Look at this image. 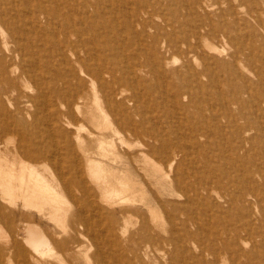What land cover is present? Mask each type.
<instances>
[{
	"label": "rangeland",
	"instance_id": "obj_1",
	"mask_svg": "<svg viewBox=\"0 0 264 264\" xmlns=\"http://www.w3.org/2000/svg\"><path fill=\"white\" fill-rule=\"evenodd\" d=\"M97 1L102 2L104 6L109 5V0ZM111 1V4L114 5L112 9L113 15L117 18L120 25V27L115 29L112 27L113 32L111 33L117 42L116 47H120V49H116L117 56L123 60H126V56H128V62H134L132 54L136 53L141 59L139 61H145L148 57L149 63L155 66L164 65L159 62L158 58H164V60L169 62L167 66L164 65L161 71L157 73L159 74L157 77L148 75L144 82L132 85L128 83L125 87L124 97L127 98L128 119L130 117L138 119L143 116L147 119L146 126L152 130H155V128L160 130V138L164 144L177 142L180 137L184 139L187 148L177 159L180 175L186 181H190L192 185H195L197 180L210 184L212 191L207 194L204 191L202 193L205 196L201 193L199 197L196 195L195 199L193 198L194 195H192L190 196L191 198L189 197L190 200H187L184 192L174 191L170 188L169 180L158 182L152 178L151 174L155 165L153 162L158 161L154 156L150 155L151 164H147L146 160L144 161V159L140 158L136 165L139 168L138 173L141 179L136 175L135 179L142 180L139 188L143 184L145 185L142 189L145 190L144 196H146L147 200L152 199V192H154L153 190L156 189L157 185L161 189L159 195L166 204L171 201H175L178 204L184 202L189 204V207L185 209L180 206L172 207L166 205L156 211L155 219L166 223L165 230L159 229L157 233L165 237L169 235L171 227L168 213L172 214V219L177 224V243L174 247L172 244L164 242L163 251L161 252L147 247L148 244L144 243L147 234L141 229V222L142 218H147L152 225L153 216L148 207L136 202L117 207L118 209L125 208V215L117 213L113 218H109L106 213H103L97 216V219L101 221V224L97 225V230L101 235L98 240L99 243H97L98 246L104 252L109 264H117L116 256L124 259L123 264H210L214 260L212 264L215 262H217L215 264H236L237 261V264H264V52H262L264 51V14H262L264 13V0L263 2L262 0H147L149 11L146 13L147 15L140 16L139 21L138 19L135 20L134 17L139 13L137 6L141 5L143 0ZM80 2L85 3L86 0H80ZM253 5L256 7L255 11ZM71 9L75 20L79 22V15L76 9L67 8L66 6V11ZM251 13L253 16H250ZM255 16L259 17L256 19ZM127 20L128 29H126ZM112 21L110 19L111 24L114 23ZM258 21L262 22L259 23ZM131 24L132 26H130ZM198 31L201 33L199 34ZM227 32L229 33L226 35ZM167 33L168 35H166ZM126 36H128V48L125 41H123ZM157 36L159 43L155 42V37ZM197 38L201 42L200 47L187 54L186 50L189 49L187 41L195 44ZM204 39L206 40L204 41ZM251 42L256 44L252 45ZM164 43L165 46H163ZM151 44H154L156 54ZM242 44L245 47H242ZM260 49L263 50L261 51ZM170 50L172 53H170ZM241 50L246 54H241ZM194 54L198 57V61H201V58H206L210 61L209 65L213 63L210 66L214 78L211 80L208 94L203 96L197 93L192 85L187 84L186 87L192 90L193 93L178 96L183 80L174 74L173 70L181 67L183 62L194 63ZM249 54L251 55L250 57H248ZM246 56L248 59L245 58ZM226 60L230 62L227 63ZM249 60L253 62H249ZM253 65L254 68L251 67ZM230 67L233 70L231 69L230 71ZM230 74L231 76H229ZM239 75L243 78H239ZM246 85L250 87H248L250 91ZM251 86L253 89H251ZM23 88L26 90L24 91L25 93H30V90H32L30 87ZM260 93L263 95L261 96ZM24 96V94L21 95L19 101H17L21 103L19 104L21 105L20 113L22 108V114L18 113L16 116L29 122L32 120L30 115L34 113L35 108L32 107V109L29 108L26 111L27 99ZM200 112L204 113L205 120L209 122L210 126L206 129L207 133H204L203 137L199 136L201 138L195 139L187 129V120L181 117H183L182 113H190L192 114V120L196 121L198 118L200 119ZM22 115L25 116L23 117ZM39 120L42 122L39 133L46 141L51 142L54 136L52 134L53 131L48 128L50 118L42 115ZM64 126L66 127L65 123ZM81 134L83 137H88L85 131H81ZM31 135L27 134L28 138H31ZM56 138H60L59 135L54 137V139ZM5 139L10 141L8 143L9 150H13L19 136L11 134ZM192 139L194 140L192 141ZM128 143L133 145V148L128 146L130 151L138 149L135 146L136 141L129 139V136ZM196 144L199 145L197 146ZM117 145V148L121 149L120 143H117ZM12 161L16 162L17 170L22 168L19 159L10 152L0 154V163L5 167L7 166L6 168L11 167ZM52 162L54 161H40V163L38 162V164H41L39 165L40 169L37 168L42 172L43 176V172L46 174L47 177H45L49 180L45 178L46 182L48 181L51 185H55V189L60 193L62 191L64 193H61L62 196L65 195V198L62 197L63 199L60 201V203L62 202L60 204L62 205L61 209L64 212L58 213V216L55 215L56 218L54 217L55 219L53 218V220L51 215H49L48 208L41 212L35 206L27 204L25 198H22L19 180L14 181L16 192H11L9 187L2 185V182L5 183V181L0 180V264H36L30 257L31 254L35 255L36 253L25 239L27 238L26 230L28 224L30 225L31 223H33L32 225H38L43 230L42 232L45 235L47 234L46 236L52 244L46 249L44 248V250L41 249L45 256H42V254L35 255L38 260H41V264H80L85 262L84 251L77 248L79 242L84 249L86 247L88 251L90 250V254L93 253L95 249L93 248L95 247L94 241L87 235L85 237L74 233L69 226L70 219L76 210L81 208L78 200L83 199V195L74 183H71V185L72 194L75 198L68 194L64 187V181L57 171L58 168L55 162ZM42 163H44L43 166ZM159 165L161 166V163ZM63 170H67L66 164ZM171 175L173 176V172ZM209 180H212L213 183H209ZM14 203L15 205H13ZM67 205L68 209H66ZM128 208L133 210L128 212ZM185 220L186 223H184ZM99 226H101V230ZM76 228L80 232L83 230L79 224L76 225ZM238 241H240V244ZM15 243L25 252L23 260L18 258ZM109 243L110 246L112 245L111 243L113 245L110 247L108 246ZM213 246H216V251L211 250ZM225 246H228L227 250L224 249ZM113 247L115 251L112 249ZM202 248L205 249L203 250ZM52 249L53 251H51ZM220 249L223 250L221 251ZM210 250L211 253L209 252ZM126 254L128 257H126ZM206 261L210 262L207 263Z\"/></svg>",
	"mask_w": 264,
	"mask_h": 264
},
{
	"label": "bare ground",
	"instance_id": "obj_2",
	"mask_svg": "<svg viewBox=\"0 0 264 264\" xmlns=\"http://www.w3.org/2000/svg\"><path fill=\"white\" fill-rule=\"evenodd\" d=\"M111 3L112 1L109 0V5L104 6L102 2L97 0H88V2L86 0L85 3H81L80 0H0V154L10 152L14 157L19 159L22 167L20 170H17L16 162L13 161L9 168H6L7 166L5 167L0 163V180L5 181V183L2 182V185L4 184L6 187H9L11 192H16L14 181L19 180L22 198H25L27 204L35 206L36 209L41 212H44V210L48 208L49 215H51L53 220L55 215L58 216V213L64 212L63 209H61L62 205L60 204L62 202L60 203V201H62V197L65 195L62 196L61 193L63 192L61 191L60 193L55 189V185L53 186L48 182L49 180L46 178L47 176L44 172V176L42 175V172L39 171V165L41 164H38V162L40 163V161L46 160L55 162L58 168L56 169L64 181V187L68 194L75 198L72 194L71 185V183H74L76 188H78L83 195V199L78 200L80 201L81 208L76 210L75 214L70 219L69 226L74 233L80 234L81 236H89L94 241L95 247L93 248L95 249L93 253L90 254V250L88 251L86 247L84 249L83 245L78 241L77 248L83 250L85 255V262L80 264H109L107 257L97 244L101 237L97 230V225L101 224V221L97 219V216L103 213H106L109 218H113L117 213L125 215V208L118 209L117 207L136 202L148 207L153 216L152 225L147 218H142L141 222V229L147 234L144 240V243L148 244L147 247L156 249L159 252L163 251L164 242L170 245L172 244L175 247L178 239V231L177 224L172 219V214H170V212L168 213V220L171 227L170 233L167 235L168 237H165L157 233L159 229L162 231L165 230L166 223L165 221L159 220V222L155 219L156 211L166 205L172 207L180 206L185 209L189 207V204L188 202L178 204L175 201L166 204L159 195L161 189H159L157 185L156 189L153 190L154 192H152V199L147 200L146 196H144L145 190L142 189L145 185L143 184V186L139 188L142 180L135 179L136 176L141 179L138 173L139 168L136 165L140 158L144 159V161L146 160L147 164H151L150 162H152V160H150V155L154 156L158 161L153 162L157 165L155 166L153 164L154 171L151 174L152 178L158 182L169 180L170 188L174 191L184 192L187 196V200H190V196L192 195H194V198L196 195L199 197L204 191H206L205 194L212 191L210 184L208 185L207 183H202L200 180H197L196 184L192 185L190 181H186L185 178L180 175L177 159L180 154L185 152L187 146L179 133L178 135L180 138L177 142L174 141L172 144H164L160 138V130L158 128L152 130L146 126L147 119L143 116H140L138 119L132 117L128 119V110L126 107L127 98L124 97L125 87L128 83L132 85L134 83L144 82L148 75H155L157 77L159 75L157 73L161 71L164 65L167 66L169 62H167L168 60H164V58H158L159 62L164 65L155 66L149 63L148 57L145 61H139L141 59L136 53L132 54V58L135 60L134 62H128V56H126V60L117 56L116 49H120V47H116L117 42L111 33L113 29L120 27V25L117 18L113 15L114 12L112 9L114 5ZM66 6L67 8L72 7L76 9L79 15V22L75 20L71 12L72 9L66 11ZM137 9L139 13L136 14L134 18L139 21V17L145 15L149 11L147 0H143L142 4L137 6ZM255 9L256 7H254V11ZM251 15L252 13L250 16ZM252 18L255 19L254 17ZM110 19L113 20V24L110 23ZM130 26H132V24ZM126 29H128V20L126 21ZM200 33L201 32H199V34ZM228 33L229 32H227L226 35ZM166 35H168V33ZM198 38L195 44L187 41L189 48L186 50L187 54L192 53V51L200 47L201 42L198 41ZM205 38L207 39V37ZM206 39H204V41ZM123 41H125L128 48V36L124 37ZM158 41L159 38L157 36L155 37V42L157 43ZM204 41L202 40V43ZM207 44L205 45L208 46ZM253 44L256 43H252V45ZM153 45L154 44H151V47L155 53L156 50ZM166 45L168 44L166 43ZM163 46H165V43ZM241 46L245 47L243 44ZM157 51L159 50L157 49ZM241 51L242 54L243 50ZM177 52L179 53V51ZM170 53H172V51ZM115 55L116 57H114ZM160 55L162 56V54ZM157 56L159 55L157 54ZM250 56L249 54L248 57ZM245 58H247V56ZM200 60L201 61H198V57L194 54V63L188 64V61V63L183 62L181 65L182 68L178 67L173 70V73L183 80L181 82L182 86L178 91V96L193 93L192 90L186 87L187 84L192 85L194 90L203 96L208 94L211 80L214 78L211 68L213 63H211L210 66V61L206 58H201ZM251 61L249 60V62ZM228 62L230 61H227V63ZM236 64L238 63L236 62ZM254 65L251 67L254 68ZM231 69L230 67V71ZM240 75L239 78H243L240 77ZM229 76H231V74ZM241 80L243 81V79ZM23 87H25V89L30 87L32 90H30V93H25L24 91L26 90H24ZM260 88L262 89L261 86ZM251 89H253L252 86ZM23 94L27 99L26 111L29 108H35L34 113L30 115L32 120L29 122L24 118L16 116L20 113L21 106V103L19 102V104L17 101H19V98ZM262 95L263 94H261V96ZM20 114H22V108ZM182 114L183 117L181 118L187 120V129L191 132L192 137L196 139L199 136L203 137L204 133H207L206 129L210 125L209 122L205 120L204 113L200 112V119L198 118L196 121L192 120V114ZM42 115H46L50 118L48 128L50 131H53L52 134L54 137L59 135L60 138L54 139L53 137L51 142H48L41 136L39 130L42 127V122L39 120V117ZM81 131L87 132L88 137H83ZM11 134L19 136L13 150H9L8 143L10 141L5 139ZM27 134H32L31 138H28ZM128 136L129 139L136 141L135 146L138 147L137 150L130 151L128 149V146H133L128 143ZM193 140L194 139H192V141ZM198 142L200 143L199 140ZM117 143H120L121 149L117 148ZM200 146H202V144H200ZM33 162H35V164H33ZM159 163H161V166ZM43 164L44 163H42V166ZM65 164L66 171L63 170ZM163 164L164 166L166 165V167H164ZM172 172L173 176L171 175ZM45 178L48 180L47 182L49 184L46 182ZM208 182L211 184L213 183L212 180ZM202 194L205 196L204 193ZM15 203L13 205H15ZM24 204L26 205L25 202ZM66 207V209H68V205ZM131 210L133 209L128 208L127 211L129 212ZM184 223H186V220ZM32 224L33 223L30 225L28 224L26 230L27 238L25 239L29 243L27 244L33 247L36 254L45 256L42 251L44 248L46 249L50 246V240L46 236L47 234L45 235L38 225ZM77 224L83 229L81 232L77 230ZM100 227L101 226H99V229ZM238 242L240 244V241ZM111 244L113 245V243ZM108 246H110V243ZM15 248L19 260H23V257L25 258L24 250L17 244ZM41 249L43 250L41 251ZM112 249L114 250V247ZM224 249L227 250L228 246H225ZM211 250L216 251V246L211 247ZM211 250L209 251L210 253ZM51 251H53V249ZM202 252L204 253V251ZM44 253L46 252L44 251ZM35 255H30L31 260L36 264H41V260H38ZM126 257H128L127 254ZM116 259L117 264H123L122 262H124V259L122 257L117 258L116 256ZM210 260L212 261V259ZM237 263L238 261L236 264Z\"/></svg>",
	"mask_w": 264,
	"mask_h": 264
}]
</instances>
